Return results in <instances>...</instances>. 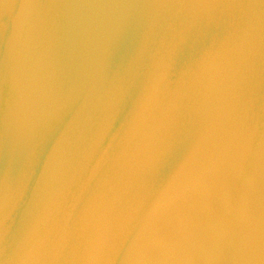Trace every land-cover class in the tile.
I'll use <instances>...</instances> for the list:
<instances>
[{"label":"water","instance_id":"water-1","mask_svg":"<svg viewBox=\"0 0 264 264\" xmlns=\"http://www.w3.org/2000/svg\"><path fill=\"white\" fill-rule=\"evenodd\" d=\"M0 264H264V0H0Z\"/></svg>","mask_w":264,"mask_h":264}]
</instances>
